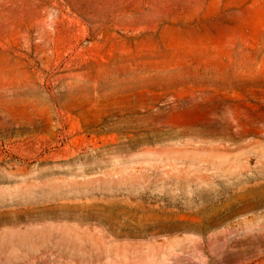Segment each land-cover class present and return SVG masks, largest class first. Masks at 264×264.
I'll return each instance as SVG.
<instances>
[{"label": "rangeland", "instance_id": "rangeland-1", "mask_svg": "<svg viewBox=\"0 0 264 264\" xmlns=\"http://www.w3.org/2000/svg\"><path fill=\"white\" fill-rule=\"evenodd\" d=\"M0 264H264V0H0Z\"/></svg>", "mask_w": 264, "mask_h": 264}]
</instances>
